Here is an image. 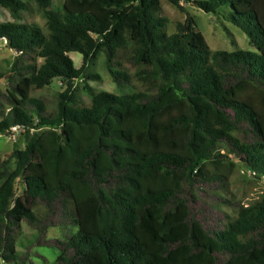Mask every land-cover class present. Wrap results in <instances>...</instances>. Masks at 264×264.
Segmentation results:
<instances>
[{"label":"trees","instance_id":"1","mask_svg":"<svg viewBox=\"0 0 264 264\" xmlns=\"http://www.w3.org/2000/svg\"><path fill=\"white\" fill-rule=\"evenodd\" d=\"M36 1L46 32L0 22L14 52L0 70V135L25 138L0 156V259L33 264L47 246L59 251L50 264H264V0H168L221 14L254 51L211 50L189 14L168 32L160 0ZM0 6L16 16L26 3ZM98 51L130 91L86 83L100 78L84 73ZM53 78L64 89L50 107L31 92ZM239 166L262 181L248 203L232 191ZM23 222L36 235L19 253ZM57 226L76 230L47 238Z\"/></svg>","mask_w":264,"mask_h":264},{"label":"rangeland","instance_id":"2","mask_svg":"<svg viewBox=\"0 0 264 264\" xmlns=\"http://www.w3.org/2000/svg\"><path fill=\"white\" fill-rule=\"evenodd\" d=\"M26 6L20 10L16 16L7 8L0 6V22L2 21H20L26 23H33L39 25L43 30L45 29L46 19L43 14V8L36 0H23ZM63 0H51L50 7L58 8ZM161 14L168 19L167 31L174 30V23L183 20L187 14L191 15L195 21L197 29L203 34L209 48L211 50H227L233 51L236 49L256 50L251 44L248 36L236 25L223 18L221 14H214L212 12H205L195 4L183 3L184 11L172 5L168 0H160ZM221 9V8H220ZM219 9V10H220ZM46 32V30H44ZM73 60L74 66L79 67L81 64V55L78 52L68 53ZM14 52L5 46V43L0 41V70L7 67V61L13 59ZM85 74H98L99 80L85 79L86 83L93 87L94 90H105L115 94L125 93L131 90V87H120L116 85L109 75L105 58L101 51H98L95 57L87 64ZM84 81L77 79L74 81L76 87V95L84 103L89 102V96L83 88ZM6 85L5 78L0 79V88L4 89ZM64 89V85L58 78H53L51 82L42 89L31 92V95L42 98L50 107L55 105V96L59 91ZM18 128H12L10 132L0 135V156L11 151L13 148H22L25 144V138L22 133H19ZM23 131V130H22ZM34 130L30 127L29 133ZM30 168L36 172L41 173L42 170L36 164H31ZM241 175L238 176V182L233 185V193L242 194L243 202L248 203L258 197L262 188V181L255 179L247 173H244V168L239 166ZM243 173V174H242ZM23 189V184L20 178L15 182V193L20 194ZM76 230L75 226H57L47 229L46 237H64L72 234ZM36 232L30 228L26 223H22L21 234L16 241V249L22 253L27 246H30L35 238ZM58 249L47 246H34L32 249L31 260L33 264H50L58 255ZM35 254H40L37 256ZM0 264H5L0 259Z\"/></svg>","mask_w":264,"mask_h":264},{"label":"water","instance_id":"3","mask_svg":"<svg viewBox=\"0 0 264 264\" xmlns=\"http://www.w3.org/2000/svg\"><path fill=\"white\" fill-rule=\"evenodd\" d=\"M1 41V40H0ZM30 127L32 128V125L30 124Z\"/></svg>","mask_w":264,"mask_h":264},{"label":"built area","instance_id":"4","mask_svg":"<svg viewBox=\"0 0 264 264\" xmlns=\"http://www.w3.org/2000/svg\"><path fill=\"white\" fill-rule=\"evenodd\" d=\"M14 128V127H13ZM16 128V127H15Z\"/></svg>","mask_w":264,"mask_h":264}]
</instances>
